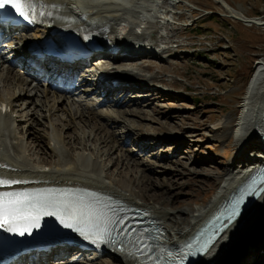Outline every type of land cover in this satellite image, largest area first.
Returning a JSON list of instances; mask_svg holds the SVG:
<instances>
[{
    "label": "rangeland",
    "instance_id": "374dc122",
    "mask_svg": "<svg viewBox=\"0 0 264 264\" xmlns=\"http://www.w3.org/2000/svg\"><path fill=\"white\" fill-rule=\"evenodd\" d=\"M154 1L158 15L154 14L155 22L152 18L149 22L159 28L157 39L169 40L170 53L178 51L175 56L179 58L171 56L166 61L157 58H147L145 61L138 59L131 64L143 74L152 75L157 89L150 98L147 93L139 94L140 90L136 87L117 92L126 103L115 105L113 109L120 118L122 116L118 110L123 111L124 116L121 122L110 120L109 129L118 139L126 142L125 146L132 153L125 157L109 150L107 154L108 147L98 142L95 143V148L103 171H106V176L102 172L104 181L122 179L132 184V179L136 178L142 184L137 187L133 183L132 188L140 194H151L157 202L166 198L170 199L174 207L202 208L225 183V177L222 176L225 170L230 168L233 161L236 165L241 162H238L241 146L236 145L235 124L241 111L239 106L245 87L253 75L257 60L264 55V23L260 26H246L241 21L226 16L223 8L215 4L217 2L214 0ZM174 1L178 3L173 6L171 3ZM225 1L246 17H258L264 22V0ZM165 8L167 14L163 11ZM212 15L215 16L208 19ZM147 18L141 22L148 21ZM146 35L148 39L149 33ZM148 64L151 67L146 71L145 66ZM249 70L251 73L248 76ZM16 88L11 84L2 86L0 82V93L6 97L11 90H18ZM124 89L126 88L122 90ZM161 89L165 93H159ZM166 90H170L173 95L167 94ZM112 91L114 93L115 89H111V93ZM129 95L147 97L145 101L142 98L129 100ZM39 109L29 105L20 112V108L14 107L16 118L20 120L14 124L16 135L20 136L25 129L31 132L47 129L43 118L38 117L39 113H43L42 108ZM71 111L74 109L71 108ZM35 117L40 122L37 119L35 121L38 123L34 122L29 126L31 119H36ZM64 117L59 109L51 119L55 126L61 127ZM221 117L226 120V127L212 129L210 125ZM76 121L79 139L71 137L75 129L64 128L62 133L67 149L62 156L78 157L92 150L93 139L91 135L88 138L85 136L92 128L93 121ZM160 125L168 127L170 134L162 141H155L153 133L161 129ZM138 127L147 130L148 139L145 141L142 140ZM82 131L85 132L84 137L80 134ZM28 143L25 153L34 164L37 165L44 158L50 165L57 160L54 154L40 153L29 140ZM94 152L95 149L93 155ZM253 249L254 247L252 250L246 247L240 251L241 262L260 263L256 261L257 258L251 261L255 256ZM55 253L65 255L66 258L78 257L79 264L113 262L112 256L107 253L99 257L95 255L92 260H89V253L80 255L73 249ZM64 257L51 253L45 257L43 264H65L67 260ZM62 260L63 262H58ZM114 263L126 264L121 260Z\"/></svg>",
    "mask_w": 264,
    "mask_h": 264
},
{
    "label": "bare ground",
    "instance_id": "6f19581e",
    "mask_svg": "<svg viewBox=\"0 0 264 264\" xmlns=\"http://www.w3.org/2000/svg\"><path fill=\"white\" fill-rule=\"evenodd\" d=\"M47 1L52 5L59 3L56 8L59 14L65 17H80L85 20L86 25L89 26L90 29L100 28L108 40L116 42V39H120L121 32L115 28L114 24L117 21H121L125 12L121 11L114 1L105 0L110 2L106 4L111 6V8H106L104 10L86 2L88 9L79 15L73 11L72 2H68V0H66V3H63L62 0ZM129 1L132 2L131 4L133 7L140 8L139 11L128 10L129 12H127V14L131 23L136 25L137 28H141L145 25V23H148L149 28L154 27L151 22L141 21L149 15L151 16L152 10L154 14H157L154 8L155 1ZM215 1L223 8L228 17L241 21L246 26H250L252 24L260 26L264 23L263 20L258 17H246L241 11L230 7L225 0ZM52 5H50V8L53 7ZM142 15L143 17H141ZM89 20L93 21L94 25H90L88 23ZM52 22L53 21H50V23ZM53 23H58L61 26H64L63 22L60 21ZM128 23L129 21H123V24ZM38 30L39 28L35 29V31ZM35 31L32 33L28 32L27 34L36 35ZM43 32H45V29H43ZM128 33L134 34L137 39L134 43V45H136V50L140 52L141 48H147L145 45V41L147 40L146 33L138 34L132 28L129 29ZM152 36L153 34L151 37ZM140 41L141 43H139ZM118 46L119 45H117V47ZM104 58L106 57H101L99 59L103 60ZM122 59V57H116L115 61H120ZM150 67V64L145 66L147 70H149ZM106 68L108 67L104 66L102 69ZM99 69H101V67ZM122 71V75L129 77L130 80H144L149 84H154V77L152 75H144L140 72V69H137L136 67H127L126 70L124 68ZM23 75L24 73L20 70L16 71L12 65H8L5 70L0 68V82L2 85L8 86L11 84L19 88L18 90H11V93H9L7 97L3 96L4 94L2 95V92L0 91V103H7L11 106L13 112L14 107L17 106L18 109L20 108L21 112L25 110L29 104H31V106H36L38 102V105L44 108L43 116L39 113L38 117L44 119L43 124L48 128L36 132H31L30 130L25 129L24 133L18 136L14 133L15 130L12 129L14 126L12 118H8L6 120L7 124H5L4 127H0V165L4 166L0 167V176L28 182L13 185L12 189L14 190H29L34 188L45 189L47 187L61 186L81 189L96 194L102 193L106 196L110 195L131 205L145 209L149 214L161 222V225L165 230V239L167 241L180 242L196 234L205 223L208 215L214 209L219 207L221 203L237 189L236 186L239 185V183H241L246 177L244 173L241 174V168L244 166L241 167V163L236 165V162H233L232 166H229L230 168H227L222 175L225 177V183L218 190H216L214 197L210 199L202 208L199 207L196 209L174 207L171 204V201H169L170 199L168 200L164 198L157 202L151 194H140L139 191H135L131 186L133 183L137 187L142 184V181L136 178L132 179V184H128L129 182L126 183L122 179H120V181H104L102 178V172L106 176V171H103V165H101L100 160L98 159V150L95 148V143L98 142L99 144L107 146V154L109 150H113V152L115 151L118 154L120 153L121 156L123 155L125 157H127L129 153H132V150L125 146L126 142L118 139L109 129L110 120L115 123L121 122V118L124 116L122 114L123 111L121 112L118 110L122 116L120 118L116 110L113 109V106L119 105L115 102L117 100L115 99V101H112L104 99L98 104L92 103V105L82 103L81 101H74V103H76L75 108L74 111H71L70 106H72V104H68L69 108L66 106V103L69 101L72 102L73 99H70L68 95H63V98H60L50 91L48 92V95H40L37 93L36 89L28 86ZM140 86L143 88L142 85ZM245 88L246 90L242 97L241 106H239L241 111L237 118V123L235 124L236 145L240 144L239 146L244 149L248 147L251 151L250 153H253V158L259 159V156L262 154L261 148H263L257 132L261 125L264 124V55L257 60L253 75ZM114 89L116 91V88H112V90ZM90 91L92 90H86V92ZM93 94L95 93H89L86 97L90 98ZM95 96H97V99H100L98 95L95 94ZM109 96H113V91L109 94ZM132 98H135V95H133ZM105 102L110 103L111 105L109 106ZM101 107H103V109H101ZM59 109L62 110V114L65 116L61 127L55 126L50 118L52 114ZM38 117H35L36 119L32 118L29 126H32L37 119V121L40 122ZM76 119L84 121L89 120L90 122L93 121L92 128L85 136L88 138L91 135V138L93 139L91 140V144H93L92 150L88 154H80L78 157L67 156L65 154L62 156L64 151L67 149V142L65 141L63 135V129H75L74 135L71 137L73 139H79V135L77 134L78 130H76L75 127L77 122ZM160 127L161 129L156 131V133H153V135L155 134V141H162L165 138H168L167 134H170L168 127H164L162 125H160ZM138 129L147 134V130L141 129V127H138ZM80 134L84 137L85 132L82 131ZM28 140L32 146H35L33 148H37L40 153H52L56 156L57 160L50 165L44 158L37 163V165L34 164V162L28 157V154L25 153L29 147ZM94 149L95 152L93 155ZM103 152L104 150H102L101 153ZM241 157L245 159V155H241ZM247 171L248 168H245V172ZM262 188L264 189V186ZM141 191L142 189L140 192ZM100 203L101 206L105 205V201L102 198L100 199ZM49 218L50 219L47 222L48 217H43L40 221L39 228L32 229V232L36 235L45 232H54L58 235V237H68L70 235L69 232H74L71 229L64 228L63 225L55 219V217ZM229 228H231V230L233 229L230 236L227 240L225 239V241L222 240V237H224L222 236L210 248L209 252L212 254L210 257L208 256L209 259L203 257L193 264H245L244 262H241L239 254L240 251L246 247H248L249 250H252V247H254L253 253L255 256H253L251 261H254L257 258L256 261H260L258 264H264V191L259 196L258 200L252 204L250 208L244 211L241 216L230 225ZM5 233L8 235V239L13 243L20 242L23 238V236L14 232L5 231ZM222 241H224V243H221ZM67 247V244H57L53 247V249H51V252L59 251L62 253L67 250H72ZM103 253H107L110 254L109 256H112L111 259L113 262L111 264H115L114 261L120 260L126 264H140L133 258L128 257L123 252L117 250L105 249L103 250ZM45 254L46 252L41 253L38 256L36 263L39 259H41L40 257H43ZM65 259L67 260L65 261V264H79L78 257L72 256Z\"/></svg>",
    "mask_w": 264,
    "mask_h": 264
},
{
    "label": "snow or ice",
    "instance_id": "6c2138e0",
    "mask_svg": "<svg viewBox=\"0 0 264 264\" xmlns=\"http://www.w3.org/2000/svg\"><path fill=\"white\" fill-rule=\"evenodd\" d=\"M44 7L46 6L41 4L40 0H0V23L8 11H13L29 23H35L38 17L52 15L50 11L41 10ZM24 183L28 182L0 176V228H4L5 231L20 236L32 235V229L39 228L43 217H55L64 228L71 229L85 240L99 244L111 241L113 231L118 228V235L133 237L130 243L135 251L129 252L130 256L136 257L139 254L145 257L144 264H148L149 261L152 264H164L165 258L161 253L165 250L157 249L150 242L154 238L146 235L149 230L142 229L137 233L136 228L126 223L128 217H118L115 209H110L108 205L101 206L98 200H89L69 193L12 189L13 185ZM240 202L237 201L228 214L229 224L239 214ZM227 226L224 225L225 228ZM220 231L222 229H218L215 235ZM215 235L204 242L197 251H207L214 242ZM187 248L191 250L192 245H187ZM124 251L128 252V249L125 248ZM153 252L158 254L154 257L151 255ZM167 256L171 257V252H168Z\"/></svg>",
    "mask_w": 264,
    "mask_h": 264
},
{
    "label": "trees",
    "instance_id": "16d2710c",
    "mask_svg": "<svg viewBox=\"0 0 264 264\" xmlns=\"http://www.w3.org/2000/svg\"><path fill=\"white\" fill-rule=\"evenodd\" d=\"M212 17H214V15H212V16H208V19H211ZM250 72H248V76L250 75V73H251V70H249ZM248 76L246 77V78H248Z\"/></svg>",
    "mask_w": 264,
    "mask_h": 264
}]
</instances>
